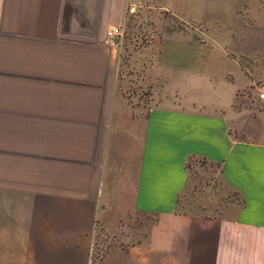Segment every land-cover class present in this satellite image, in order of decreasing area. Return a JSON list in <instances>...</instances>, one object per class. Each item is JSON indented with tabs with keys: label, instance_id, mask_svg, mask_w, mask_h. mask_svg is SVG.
I'll use <instances>...</instances> for the list:
<instances>
[{
	"label": "crops",
	"instance_id": "0c3cea01",
	"mask_svg": "<svg viewBox=\"0 0 264 264\" xmlns=\"http://www.w3.org/2000/svg\"><path fill=\"white\" fill-rule=\"evenodd\" d=\"M130 1L0 0V264H264V142L230 132L239 94L264 92L251 0L216 30L182 17L200 35H166L144 121L114 93L105 43ZM186 74L216 102L167 99L168 77ZM191 159L216 165L238 202L179 211Z\"/></svg>",
	"mask_w": 264,
	"mask_h": 264
},
{
	"label": "rangeland",
	"instance_id": "374dc122",
	"mask_svg": "<svg viewBox=\"0 0 264 264\" xmlns=\"http://www.w3.org/2000/svg\"><path fill=\"white\" fill-rule=\"evenodd\" d=\"M242 3L247 5L246 2ZM158 5L166 6L169 11L159 9ZM238 6L236 0L130 1L122 26L123 35L119 40L114 41L111 49L115 54L113 91L119 98L126 100L133 116L143 121L145 119L151 96L147 70L153 66L166 35L191 34V30H194L193 36L200 35L196 28L201 30L202 27L182 17L209 21L215 25L216 30V22L223 26V23H230L236 19L233 9ZM251 37L257 41L256 46L251 47V64L255 65L251 71H257L264 76V0H251ZM164 46L167 50L168 43L166 42ZM200 53L196 50L199 64L202 62ZM214 83L219 85L217 81ZM203 84L204 81L198 76L190 74L168 77L164 94L167 99L177 98L183 103L195 99L215 103V94ZM261 84H264V80L262 83L258 82L257 86ZM259 93V89L245 91L239 94L235 102V106L241 112V118L240 122L230 124V132L239 139L251 141V138L261 137L257 141L264 142V105L258 99ZM188 170L189 180L179 196V211L219 214L231 203L238 202L236 193L228 189L221 180L220 170L216 165L202 159H191ZM127 223L129 227L137 230L138 235L140 232L142 236L146 235V227L149 224L146 216H137L136 223L131 220Z\"/></svg>",
	"mask_w": 264,
	"mask_h": 264
},
{
	"label": "built area",
	"instance_id": "2783aa9c",
	"mask_svg": "<svg viewBox=\"0 0 264 264\" xmlns=\"http://www.w3.org/2000/svg\"><path fill=\"white\" fill-rule=\"evenodd\" d=\"M122 35H123L122 27H120L118 29L112 28V29L108 30L106 33L105 43L113 46L114 41L119 40L122 37ZM258 99L264 105V92L263 91H260V93L258 95Z\"/></svg>",
	"mask_w": 264,
	"mask_h": 264
}]
</instances>
